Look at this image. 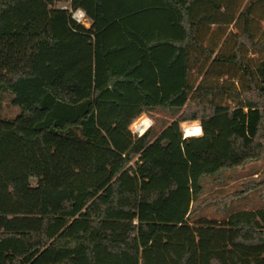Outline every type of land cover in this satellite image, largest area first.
<instances>
[{
  "label": "trees",
  "instance_id": "obj_1",
  "mask_svg": "<svg viewBox=\"0 0 264 264\" xmlns=\"http://www.w3.org/2000/svg\"><path fill=\"white\" fill-rule=\"evenodd\" d=\"M5 92L0 264H264V207L194 206L264 156V0H0Z\"/></svg>",
  "mask_w": 264,
  "mask_h": 264
},
{
  "label": "rangeland",
  "instance_id": "obj_2",
  "mask_svg": "<svg viewBox=\"0 0 264 264\" xmlns=\"http://www.w3.org/2000/svg\"><path fill=\"white\" fill-rule=\"evenodd\" d=\"M58 6L70 7L66 2H59ZM85 25L90 26L88 19ZM11 98L12 94L9 92H5L0 98V115L3 117H14L19 112V108L11 102ZM143 117L153 121L150 128L158 133L174 121L177 115L173 109L158 107L144 113L140 118ZM188 123L200 124V121L183 122L181 126L184 135V124ZM133 127L134 123L131 125V128ZM31 181L35 184L37 180L32 178ZM203 188L202 195L194 204L195 207L198 206L196 219L205 217L223 220L232 211L264 207V156L239 167L223 169L213 177L203 178Z\"/></svg>",
  "mask_w": 264,
  "mask_h": 264
},
{
  "label": "built area",
  "instance_id": "obj_3",
  "mask_svg": "<svg viewBox=\"0 0 264 264\" xmlns=\"http://www.w3.org/2000/svg\"><path fill=\"white\" fill-rule=\"evenodd\" d=\"M69 9H70V12L72 13L73 18L76 21L85 24V21L88 18L86 16V13L83 10H81V9L73 10L71 7H69ZM139 118H138V120H136V121L133 122L134 123V127L133 128L130 127L132 133L135 134V135H137V136L142 135L153 124V121L150 118H148V117H143V118H140V119ZM146 120H148V126H147V128L144 131H142L140 129V127L142 125L146 124Z\"/></svg>",
  "mask_w": 264,
  "mask_h": 264
},
{
  "label": "crops",
  "instance_id": "obj_4",
  "mask_svg": "<svg viewBox=\"0 0 264 264\" xmlns=\"http://www.w3.org/2000/svg\"><path fill=\"white\" fill-rule=\"evenodd\" d=\"M66 3H68V2H66ZM69 5H70V4H69ZM65 8H66V7H65ZM88 20H89V19H88ZM89 21H90V20H89ZM90 25H91V21H90ZM142 115H143V114H142ZM142 115H141V116H142ZM141 116H140V117H141ZM138 118H139V117H138ZM138 118H137V119H138ZM137 119H136V120H137ZM136 120H135V121H136ZM132 124H133V123H132ZM132 124H131V125H132Z\"/></svg>",
  "mask_w": 264,
  "mask_h": 264
}]
</instances>
